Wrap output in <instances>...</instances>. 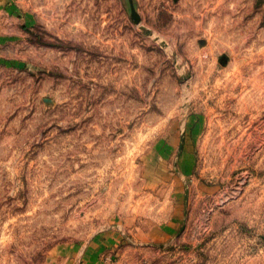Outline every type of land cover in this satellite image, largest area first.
<instances>
[{
    "label": "rangeland",
    "instance_id": "obj_1",
    "mask_svg": "<svg viewBox=\"0 0 264 264\" xmlns=\"http://www.w3.org/2000/svg\"><path fill=\"white\" fill-rule=\"evenodd\" d=\"M14 3L0 264H264V0Z\"/></svg>",
    "mask_w": 264,
    "mask_h": 264
},
{
    "label": "crops",
    "instance_id": "obj_2",
    "mask_svg": "<svg viewBox=\"0 0 264 264\" xmlns=\"http://www.w3.org/2000/svg\"><path fill=\"white\" fill-rule=\"evenodd\" d=\"M16 0H0V16L8 14L9 11H16L19 9L17 5H15Z\"/></svg>",
    "mask_w": 264,
    "mask_h": 264
}]
</instances>
